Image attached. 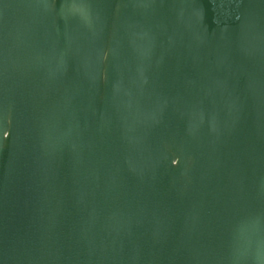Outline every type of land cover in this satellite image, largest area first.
Returning a JSON list of instances; mask_svg holds the SVG:
<instances>
[{
    "label": "water",
    "instance_id": "obj_1",
    "mask_svg": "<svg viewBox=\"0 0 264 264\" xmlns=\"http://www.w3.org/2000/svg\"><path fill=\"white\" fill-rule=\"evenodd\" d=\"M0 264H264V0H0Z\"/></svg>",
    "mask_w": 264,
    "mask_h": 264
}]
</instances>
